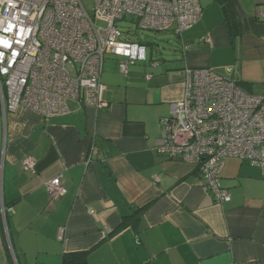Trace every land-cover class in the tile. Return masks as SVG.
<instances>
[{"label": "crops", "instance_id": "obj_1", "mask_svg": "<svg viewBox=\"0 0 264 264\" xmlns=\"http://www.w3.org/2000/svg\"><path fill=\"white\" fill-rule=\"evenodd\" d=\"M199 4L166 58L147 50L128 76L116 57L104 67L107 107L72 101L71 114L43 119L0 101V264H264V167L226 158L232 201L219 205L194 166L158 153L188 70L264 96V0ZM59 175L66 194L51 202Z\"/></svg>", "mask_w": 264, "mask_h": 264}, {"label": "built area", "instance_id": "obj_2", "mask_svg": "<svg viewBox=\"0 0 264 264\" xmlns=\"http://www.w3.org/2000/svg\"><path fill=\"white\" fill-rule=\"evenodd\" d=\"M93 11L81 0H0L4 111L23 108L48 119L71 114L72 101L107 107L102 76L108 56L128 76L147 61V47L132 38L137 31L181 37L202 17L199 0H94ZM258 16L264 18V8ZM120 23L136 31L123 33ZM187 76L184 99L161 120L158 153L194 166L214 202L227 204L232 197L221 182L224 160L264 167V96L250 95L208 68ZM24 166L34 171L36 160L27 157ZM47 190L51 202L65 196L62 175Z\"/></svg>", "mask_w": 264, "mask_h": 264}, {"label": "rangeland", "instance_id": "obj_3", "mask_svg": "<svg viewBox=\"0 0 264 264\" xmlns=\"http://www.w3.org/2000/svg\"><path fill=\"white\" fill-rule=\"evenodd\" d=\"M83 6L85 9L90 13L93 14L94 10V0H81ZM119 27L123 33H126L129 29L131 31H136V27L133 25H130L129 23H120ZM136 36H133L134 40L140 39V41L146 45L148 54L153 53L155 55L157 54H163L164 58L167 57L168 52H170V45L168 44L169 41L173 42V45L175 46L176 41L173 39L172 33H153V32H147V31H137ZM169 56V55H168ZM118 60L115 57L108 56L106 58V68L109 65H117ZM144 62H139L136 66H144ZM146 66H150L149 62L146 63ZM134 67V66H133ZM132 67V68H133ZM131 68V69H132Z\"/></svg>", "mask_w": 264, "mask_h": 264}, {"label": "trees", "instance_id": "obj_4", "mask_svg": "<svg viewBox=\"0 0 264 264\" xmlns=\"http://www.w3.org/2000/svg\"><path fill=\"white\" fill-rule=\"evenodd\" d=\"M135 42H138V43H140V44H142V45H144V46L146 47V45L143 44V43L140 41V39H136ZM75 257H77V256H70L69 258H66L65 261H64V264H71V263L75 260ZM72 258H73V259H72ZM70 259L72 260V262L70 261Z\"/></svg>", "mask_w": 264, "mask_h": 264}, {"label": "snow or ice", "instance_id": "obj_5", "mask_svg": "<svg viewBox=\"0 0 264 264\" xmlns=\"http://www.w3.org/2000/svg\"><path fill=\"white\" fill-rule=\"evenodd\" d=\"M7 46H9L10 47V45H7ZM3 55V53H0V56H2Z\"/></svg>", "mask_w": 264, "mask_h": 264}]
</instances>
